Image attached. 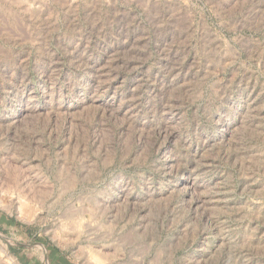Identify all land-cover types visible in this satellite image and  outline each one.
<instances>
[{
  "label": "rangeland",
  "instance_id": "374dc122",
  "mask_svg": "<svg viewBox=\"0 0 264 264\" xmlns=\"http://www.w3.org/2000/svg\"><path fill=\"white\" fill-rule=\"evenodd\" d=\"M0 264H264V0H0Z\"/></svg>",
  "mask_w": 264,
  "mask_h": 264
}]
</instances>
